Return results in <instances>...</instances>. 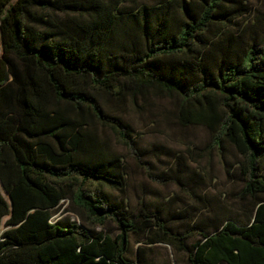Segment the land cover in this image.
<instances>
[{"label": "trees", "instance_id": "obj_1", "mask_svg": "<svg viewBox=\"0 0 264 264\" xmlns=\"http://www.w3.org/2000/svg\"><path fill=\"white\" fill-rule=\"evenodd\" d=\"M0 32V264H166L161 244L178 264H264V0H0ZM155 96L208 129L241 209L154 171L134 114ZM168 181L199 219L147 198Z\"/></svg>", "mask_w": 264, "mask_h": 264}, {"label": "rangeland", "instance_id": "obj_2", "mask_svg": "<svg viewBox=\"0 0 264 264\" xmlns=\"http://www.w3.org/2000/svg\"><path fill=\"white\" fill-rule=\"evenodd\" d=\"M0 46L2 48L1 32ZM140 104L150 107V110L157 114L156 116H148L146 120L140 119V114H134L138 129L144 133L142 145L148 152V159L155 165L154 171L156 173L164 171L167 177H173L176 175L175 173L181 174L183 183L190 190L194 189L201 196L205 205L211 204L215 206L218 201H222L232 206L233 209H241V199L236 196L243 187L239 171L234 168L231 171V175H228L217 152H214L211 157L201 154L202 149L210 139L208 129L202 125L183 127L178 121L165 120L163 112L173 106V101L167 97L155 96L152 98L151 104L145 105L141 100ZM154 120L155 122H153ZM168 151L171 152L168 153ZM178 155H182L183 158L178 160ZM228 155L233 161L238 157L237 151L232 147H230ZM178 161H181L180 164ZM184 164L195 167L196 170L200 171L204 181L200 183V180L198 178L194 179L190 172H184ZM153 191H159L165 198H172L178 195L182 197L185 204L180 206L182 201H178L177 209L181 207L182 210L195 214V219H199L200 215H202L198 211L195 212L192 208L194 206H202L201 201L189 192L184 191L174 181H168L164 184L150 182V189H147L148 199H155L156 194ZM6 196L9 198L7 194ZM245 203L249 204L250 199L245 200ZM67 204V201H62V209L58 216L70 214L64 212ZM72 216L76 218L75 215ZM5 228V224H3V229ZM154 249L153 256L158 262L178 264L171 246L165 244L155 245ZM181 256L183 257V253H181Z\"/></svg>", "mask_w": 264, "mask_h": 264}, {"label": "water", "instance_id": "obj_3", "mask_svg": "<svg viewBox=\"0 0 264 264\" xmlns=\"http://www.w3.org/2000/svg\"><path fill=\"white\" fill-rule=\"evenodd\" d=\"M10 200H11V198H10Z\"/></svg>", "mask_w": 264, "mask_h": 264}]
</instances>
